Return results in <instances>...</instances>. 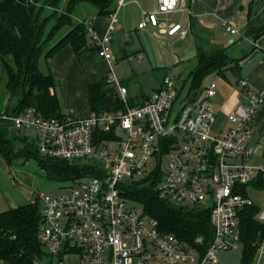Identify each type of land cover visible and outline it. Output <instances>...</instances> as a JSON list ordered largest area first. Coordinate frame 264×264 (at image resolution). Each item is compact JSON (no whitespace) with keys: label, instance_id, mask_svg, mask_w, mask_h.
Segmentation results:
<instances>
[{"label":"built area","instance_id":"2783aa9c","mask_svg":"<svg viewBox=\"0 0 264 264\" xmlns=\"http://www.w3.org/2000/svg\"><path fill=\"white\" fill-rule=\"evenodd\" d=\"M186 1L158 0L155 11L143 13L139 29L168 26L167 16L183 11ZM125 5L126 0H118L102 36L89 27L99 57L109 65L108 81L127 107L125 112L86 117L67 112L58 119L28 108L3 117L16 131L35 132L41 156L92 169L60 196L40 194L32 202L41 206L38 238L44 253L35 264H219L221 252L240 244L238 215L251 203L241 189L258 174L264 175L262 166L249 162L261 152V147L252 148L249 142L264 92L241 81L242 101L227 114L223 126H218L214 82L190 103L184 97L178 100L179 87L166 77L163 87L144 104L129 107L128 90L116 77L108 46L119 23L118 12ZM224 26L229 33L239 34L231 24ZM164 33L188 36L179 23L169 25ZM168 155L169 167L164 171L162 161ZM152 159L156 165L148 170ZM157 172L162 174V197L180 207L210 209L215 234L205 252L202 237L191 246L162 231L156 219L126 197L133 182ZM258 218L264 221V212ZM254 264H264V243Z\"/></svg>","mask_w":264,"mask_h":264},{"label":"trees","instance_id":"16d2710c","mask_svg":"<svg viewBox=\"0 0 264 264\" xmlns=\"http://www.w3.org/2000/svg\"><path fill=\"white\" fill-rule=\"evenodd\" d=\"M261 1L264 13V0ZM117 2L118 0H0L1 82L10 99L4 114L0 112V156L7 164H11L13 157L35 159L47 171L48 178L58 182H75L92 173L88 166L41 156L35 139L21 138L19 131L12 133V124L4 121L2 116L19 115L28 108H34L46 118H62L64 113L55 92L56 82L49 71L42 70V63H46L66 47H71L80 57L89 46V25L79 15L85 9L84 6L93 8L98 16L109 17L116 11ZM261 19L259 18L260 24L256 25L250 16L245 37L258 39L264 34V21ZM242 60L243 58L234 59L229 56L226 48L205 50L200 47L197 66L188 77L190 87L187 92L186 87L178 88V100L185 98L194 103L203 92L205 78L212 74L225 78L226 73L232 71L240 80ZM240 83L241 80L238 81ZM88 93L93 113L125 112L127 109L108 78L89 85ZM147 100L137 103L128 99V106L136 107ZM17 140L25 144L24 150H16ZM161 179L162 174L157 172L133 182L127 188L126 197L140 205L146 215L156 219L162 231L176 235L191 246L196 238L202 237L205 252L212 244L215 234L210 209L184 208L171 203L159 192ZM250 188L264 190L263 175L244 186L240 192L249 197ZM260 213L259 205L252 199L239 212L240 244L243 248L241 264H254L264 243V221L258 218ZM41 224L39 203L31 202L0 213V264H35L37 259H41L44 255L38 238Z\"/></svg>","mask_w":264,"mask_h":264},{"label":"crops","instance_id":"0c3cea01","mask_svg":"<svg viewBox=\"0 0 264 264\" xmlns=\"http://www.w3.org/2000/svg\"><path fill=\"white\" fill-rule=\"evenodd\" d=\"M262 4L261 0H187L185 9L175 14L183 15L182 20L178 21L176 18L175 20H170L169 16L171 15H169L166 18L168 26L148 27L147 29L140 30L139 23L142 20L143 13L155 11L158 7V0H126V5L120 11H123L124 14L122 15L123 28L127 27L126 29H128V32L125 30L122 32L123 37L130 36L126 17L135 15V22L138 19V31L149 30L150 34L157 40L164 42L170 51L167 55L161 57L162 62L159 66L151 67V71L140 72L137 70L131 76L127 74L128 82L122 81L120 83L123 87L127 88L128 99L136 100L139 98L138 102L147 100V98L149 99L153 92L163 87L166 77H172L176 87H190L188 77L197 66V52L200 47L205 50L218 47L226 48L229 56L232 58H243L240 62V80L246 81L248 87L252 90L264 92V34L258 39L245 37L250 16L253 17L256 25L260 24L259 18H262L264 21ZM105 19L104 22H100V27L97 20L91 22L90 25L100 36L106 32L109 24V19ZM86 22L88 23V21ZM174 23L181 24L182 28L188 32L186 38H182L179 34L169 37L164 33L169 28V25ZM224 23H229L238 29L239 33L244 34L243 37L239 41H235L234 38L239 34L233 35L229 33ZM94 52L95 54L93 55L91 49H88L78 57L71 47H66L46 62L48 65L46 71L52 74L56 83L59 82L61 86L65 84L66 87H84L85 92L87 91L85 101H83V88L80 98L77 92L73 97L77 105L80 102L81 107L86 102L88 109L82 110L84 112H80L81 110L75 108L67 111H63L62 109L64 114L75 112L86 117L93 113L89 105V85L99 83L108 78V63L98 57L96 49ZM142 53H146L145 47L142 48L141 55L138 58L140 62L144 61ZM127 58L125 56L123 59L126 60ZM87 63L89 65L90 63H94V66H90L88 70L86 69ZM0 74L1 78L2 73ZM240 80L232 71H229L226 73L225 78L216 74L214 77L210 76V81L204 84V87H207L214 82L219 88L218 94L214 98V101H218L216 104L214 103L218 114V126L226 123L227 114L242 101V89L240 84H238ZM143 85L144 87L152 88L147 93L136 92L129 88L143 87ZM75 91H78V89ZM85 92L84 95L86 94ZM56 94L58 95L57 92ZM58 97L61 104V97L59 95ZM249 146L252 148L261 147V152L251 157L249 162L264 168V104L255 118L253 136L249 142ZM0 160H3L1 156ZM260 175L263 174H258L255 179ZM250 199L252 198L250 197Z\"/></svg>","mask_w":264,"mask_h":264},{"label":"rangeland","instance_id":"374dc122","mask_svg":"<svg viewBox=\"0 0 264 264\" xmlns=\"http://www.w3.org/2000/svg\"><path fill=\"white\" fill-rule=\"evenodd\" d=\"M84 7L85 9L79 15L82 19L88 21L87 24L89 25V27L91 25V22H94V20H97L98 25L100 27L101 26L100 22H104L106 20L105 18L109 19V17L106 16H98L97 12L89 6H84ZM121 9L118 12L119 23L115 31L112 33V38L108 46L114 57L113 64L117 79L119 80V82L123 81L127 83L128 82L127 74H130L131 76L137 70H139L140 72L151 71V67L159 66V64H161L162 62L161 57L167 55V53H169L170 51L167 45L164 42L157 40L155 37H153L150 34L149 30L138 31L137 29L138 19L135 22V18H134L135 15H131L128 18L126 17V21H127L126 24L129 26L128 28L130 30L129 32L130 36L123 37L122 32H124V30L128 32L127 31L128 29H126L127 27H125V29L123 28L124 23L122 21V15L124 14L123 11L120 12ZM175 14H171V16H169L170 20H175V18L178 21L182 20L183 15L180 16V14L177 15ZM243 35H244L243 33H239V35L235 37L234 40L239 41V39L243 37ZM88 41H89L88 49H91L94 55L95 54L94 50L96 49L97 51V48L94 43L92 34L90 32L88 34ZM143 47L146 48V53H142L143 54L142 56L144 57V61L140 62L138 58L141 55ZM125 56L128 57L126 60L123 59L125 58ZM99 58L104 60L101 57ZM90 66H94V63H90V65L89 63H87L86 69L89 70ZM107 67H108L107 76H109L111 74L109 65ZM46 68H48L47 63H42V70L44 72H47ZM210 76L214 77L216 76V74H212L206 77L204 80V84L210 81ZM82 88H83V101H85V98H87V91L85 92L84 87H66L65 84L61 86L59 82L56 83L55 91L61 97V107L63 111H67L69 109L75 108L81 110L80 112H84L82 110L88 109L86 102L81 107L80 102L77 105L76 100L73 97L77 92L80 98ZM129 88L130 90L136 92L147 93L148 91L151 90L152 87H144L143 85V87H129ZM188 88L189 87L185 88L186 90L185 92H187ZM205 88L206 87H203V91ZM77 89L78 91H75ZM4 90H5L4 84L3 82H1V78H0L1 114H4L5 107L10 101L9 97L6 96ZM84 92L86 93L85 95ZM138 101L139 98L135 100V102L140 103ZM216 102L218 101H214L215 104ZM81 108H85V109H81ZM5 116H9V114L3 115L2 119ZM3 120L7 121L5 119ZM18 135H20L21 138L26 137L31 139L34 137L35 132L32 130H23L21 132L19 131ZM15 147L17 151H21L25 149V144L22 141L17 140L15 142ZM3 160H0V213L5 212L14 207L30 204L31 202L36 201V199L40 194L49 195L52 197H58L63 192H66L67 189L74 184L73 181L58 182L49 179L47 171L44 168L40 167L39 163L35 159L13 157L11 164L9 163L7 164V162H4L5 160L4 161ZM169 162H170V156L168 155L164 157V160L162 161V168L164 171H166L167 168L169 167ZM155 165H156V161L152 159L149 163L148 170L153 168ZM249 195L259 205L261 211L264 212V190L250 188ZM135 208H137L138 210L142 209L140 205H135ZM242 250H243L242 245L238 244V246L231 251L221 252L219 254V264H241Z\"/></svg>","mask_w":264,"mask_h":264},{"label":"water","instance_id":"95a60500","mask_svg":"<svg viewBox=\"0 0 264 264\" xmlns=\"http://www.w3.org/2000/svg\"><path fill=\"white\" fill-rule=\"evenodd\" d=\"M12 133H15L16 132V129L12 126ZM59 162H63V161H59ZM95 165L98 167L100 166L98 162H95Z\"/></svg>","mask_w":264,"mask_h":264}]
</instances>
